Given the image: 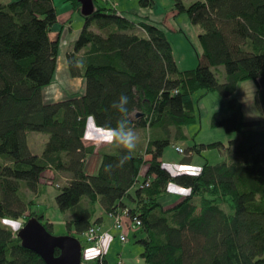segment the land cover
Listing matches in <instances>:
<instances>
[{
	"label": "trees",
	"instance_id": "trees-1",
	"mask_svg": "<svg viewBox=\"0 0 264 264\" xmlns=\"http://www.w3.org/2000/svg\"><path fill=\"white\" fill-rule=\"evenodd\" d=\"M67 2L82 26L65 65L71 78L83 79L84 92L59 101L44 94L57 74L53 1L0 2V221L10 217L23 226L35 218L51 233L54 224L33 209L49 181L55 182L46 176L49 170L68 177L54 186V201L68 212L66 229L79 242L100 222L92 218L98 203L107 215L129 207L128 218L140 220L143 236L136 242L145 264H264V128L260 120L246 121L242 103L232 97L239 83L254 81L264 117V0H172L175 11L201 30V54L191 70L178 68L165 33L147 17H120L99 0L83 16L76 0ZM137 2L140 8L154 4ZM218 67L224 69L222 82L212 71ZM199 90L229 99L230 115L213 117L211 126L235 134L226 149L230 156L213 165L204 160L198 175H173L159 159L167 146L186 138L184 127L195 120L192 94ZM121 95L129 100L130 126L148 133L144 151L150 158L136 148L120 166L121 149H98L97 170L88 174L86 157L96 147L82 141L85 122L94 115L96 124L115 127L120 114L112 104ZM28 132L47 135L41 152L30 150ZM207 148L221 153L224 146L194 144L186 153ZM138 175L150 183L129 195ZM169 183L191 192L164 210L159 198ZM0 264L45 263L0 222Z\"/></svg>",
	"mask_w": 264,
	"mask_h": 264
},
{
	"label": "rangeland",
	"instance_id": "rangeland-1",
	"mask_svg": "<svg viewBox=\"0 0 264 264\" xmlns=\"http://www.w3.org/2000/svg\"><path fill=\"white\" fill-rule=\"evenodd\" d=\"M10 0H0V2H5ZM54 4V8L56 6V10L59 16H64L66 14V10L68 9V2L67 0H52ZM193 0H184V4L188 5ZM107 7H109L115 15L119 14L120 17H127L130 18L132 21H137L139 19L144 20L146 17L158 26L163 32L172 48L174 59L176 60L177 66L180 70H191L197 66L198 57L201 54V48L199 46L197 36L200 34L201 30L198 26H193L190 24L187 16L185 13H177L173 8L172 0H154V4L151 8H140L138 6L137 0H105L103 2ZM72 9V8H71ZM56 12V11H55ZM79 17V16H78ZM57 19V14H56ZM79 20L78 24L76 22L73 24L74 30L78 28L79 24L82 23L81 18H77ZM68 23H57L52 27L51 36L53 38H58L60 47L58 51L57 57V70L56 72L62 73L61 63L65 62V55L72 49V45L68 46L66 50V30L64 28L65 25ZM63 25V26H62ZM63 27V31H62ZM137 31H140L139 29ZM71 31H69L70 33ZM73 39L76 38L77 35L74 33ZM72 37V36H71ZM73 44V43H72ZM212 71L215 72L216 78L218 82H222L224 80V69L223 67H218L217 69H213ZM57 76H60L57 74ZM66 86L58 84H53L48 87V91L50 93V98L57 99L58 96L63 92ZM46 89V88H45ZM47 91V90H46ZM47 91V93H48ZM78 95V94H76ZM255 96H256V84L252 80H247L241 82L237 86V90L232 96L236 98L242 103V111L243 116L246 121H254L260 120L261 121V128H264V117L263 113L258 109L255 104ZM193 100V112L195 115V120L193 123L186 125L184 127V132L186 138L184 140H176L175 144H178L184 150L185 154H179L173 150L172 143L171 145L167 146L164 149V157L165 160H175L177 162L182 160V157L186 155V151L191 148L194 144H210L220 142L224 146L222 152L220 153L218 149L215 148H207L202 150L199 154L192 155L193 164L191 166L197 167L199 164H202L204 160H207L209 164H217L222 160L229 159V149L230 148V141L235 138V134L233 132L228 133L225 132L220 127H212L211 121L212 118L215 117L217 120L223 119L230 115L231 110L228 106V98L222 97L218 92H207L205 93L202 90L196 91L192 94ZM143 129H135L134 131L137 135V141L140 144L143 143V147L138 148L139 152L143 154V159L148 160L150 157L146 156L144 151L146 147V142L148 138V133H142ZM137 131V132H136ZM27 144L32 152H41L45 141L47 140V135L40 133V132H28L27 134ZM89 143V142H88ZM90 144V143H89ZM99 146V145H98ZM99 156V155H98ZM96 158H93L89 163L87 170H91L92 167L95 166V163L98 159L97 155ZM171 163V161H166ZM177 164V163H173ZM48 174V175H47ZM46 176H52L55 179V182L45 180L48 183V187H46V191L42 196H40L34 203L33 209L37 212L43 213L46 218H48L54 225L51 230V235L53 236H64L69 235L66 229V221L69 217L68 212L62 213L58 210L55 201L54 195L59 191L55 189V185L62 186L67 182V175L61 174L58 172L52 173L51 171L46 172ZM43 179H41V182ZM173 184V183H172ZM175 185V184H174ZM55 186V187H54ZM175 200H172V203ZM98 208H100L99 204L96 203L93 210L92 218L99 219L96 217ZM101 209V208H100ZM104 213V212H103ZM120 212L118 211L117 214ZM107 215L106 213H104ZM110 214L109 217L113 219V224L111 229L117 231L116 237L117 239L111 243L109 249V243L111 238L108 239L105 236L101 246L102 249L104 248L105 253L104 257L108 258V261L111 264L114 263H121L124 264H145V262L140 258L141 253V246L136 242L137 239L142 238L140 233H133L131 229H128L129 224L123 225L121 227L115 226V220ZM100 220V219H99ZM21 222V220H19ZM122 223L124 222V218H122ZM98 228V235H104V231L100 225H96ZM137 231V230H136ZM121 235L125 236L124 241L121 240ZM80 242L82 244V255L83 260H81V264H96L99 258L96 256L95 259H91L89 256L93 257V254L96 252L93 244L88 243L85 239V234L80 238ZM109 242V243H107ZM109 249V250H108ZM103 257V258H104ZM95 262V263H94Z\"/></svg>",
	"mask_w": 264,
	"mask_h": 264
},
{
	"label": "crops",
	"instance_id": "crops-1",
	"mask_svg": "<svg viewBox=\"0 0 264 264\" xmlns=\"http://www.w3.org/2000/svg\"><path fill=\"white\" fill-rule=\"evenodd\" d=\"M54 5V4H53ZM55 11H56V14H57V20H58V23H68L67 25L64 26V28H67L66 30V39H67V44L65 46V49L63 50V54H64V51L66 50V48L68 46H71L72 43L77 39L78 37V34H79V31L81 29V26H82V23L79 24L78 28H75L76 30H74L73 28V24L76 22V20H79L77 18L78 15L76 12H74L72 9H71V6L70 4H68V9L66 10V14H64V16H59L57 10H56V6H55ZM82 21V19H81ZM78 24V21L76 22V25ZM63 26V25H62ZM55 27V26H54ZM53 27V28H54ZM57 27V26H56ZM55 27V28H56ZM52 28V30H53ZM62 31H63V27H62ZM69 31H71L69 33ZM75 32V35L76 38L73 39L74 37V34H71V33H74ZM72 36V37H71ZM50 38L54 39L52 36H51V33H50ZM57 38V37H56ZM59 47H60V43H59ZM68 49V48H67ZM174 57V56H173ZM176 61V60H175ZM61 66H62V73L60 72H56L57 74H59L60 76H57L56 74V77H55V80L53 82V84H58L60 85V87H62V85H65L66 86V90H63V92L58 96L57 99H51L50 98V93L48 91V87L46 89H44V94H45V97L47 100H52V101H59V100H62V99H65L69 96H72V95H80L84 92V82H83V79L81 77H75V78H71L68 74V71L66 69V65H65V62H62L61 63ZM57 70V69H56ZM52 84V86H53ZM48 93H47V91ZM134 129V128H133ZM139 130V129H138ZM137 132V131H136ZM142 133L143 130L141 131ZM185 133V132H184ZM138 138V137H137ZM83 143L85 145H94L96 147L95 149V152L92 154V155H89L86 157V172L88 174H94L97 170V167H98V164H99V156L96 152V150H101V151H105V152H113L115 149H117V147H115L114 145H96V144H92V143H88L87 141H85L84 139L82 140ZM139 142L141 141H137V147L136 148H141L143 147V143L140 144ZM207 144V143H206ZM175 146H178L180 147L178 144H175V145H172L173 147V150H174V147ZM182 148V147H180ZM164 151V150H163ZM175 151V150H174ZM176 152V151H175ZM95 155H97L98 159L95 163V166L92 167V169L89 171L87 170V167L89 165V163L91 162V160L93 158H96ZM192 155L191 152H189L188 154L184 155L182 157V160L177 162L175 160H165V157H164V152H162V155L160 157V161L161 163L166 167L168 168L172 173H178V172H192V169L193 167L191 166V164H193V159H192ZM145 159V158H144ZM166 161H171V163L169 162H166ZM173 163H177V164H173ZM197 167H201V164H199ZM89 169V167H88ZM172 184V183H169L167 186H166V191L164 192V194L161 195V197L159 198L160 200V203L162 204L163 206V209H167V208H170L172 207L173 205H175L176 203H178L180 200H182L185 196H181V195H178V194H174V193H170L169 192V185ZM174 185V184H172ZM134 192H135V189L134 188H130L128 190V194L129 195H133L134 196ZM172 200H175V202L172 203ZM123 202H126L125 201V198L122 200ZM110 215H105L103 213V211L98 208V211H97V215L96 217L99 218L100 222L98 225L101 226V228L103 229L102 231H104V233L107 234V241L108 239L111 238V241L109 243V249H110V245L112 242H114L115 239H117L116 237V234H117V231H115L114 229H111L112 227V224H113V219L111 217H109ZM124 223L127 224L128 223V220L127 218H124ZM133 233H138V230L137 231H134ZM143 236V234H141ZM108 249V250H109ZM107 258V257H106ZM107 261H108V258H107ZM117 263V262H116ZM114 263V264H116ZM108 264H111L109 261H108ZM122 264H124L122 262Z\"/></svg>",
	"mask_w": 264,
	"mask_h": 264
},
{
	"label": "clouds",
	"instance_id": "clouds-1",
	"mask_svg": "<svg viewBox=\"0 0 264 264\" xmlns=\"http://www.w3.org/2000/svg\"><path fill=\"white\" fill-rule=\"evenodd\" d=\"M128 97L121 95L118 101L112 104V108L119 114V119L116 122V126L110 125H98L95 122L94 115H89L85 122V129L83 139L89 143L96 145H114L118 149L122 150V155L119 160L120 166H123L128 160L131 159L132 153L137 147V135L134 129L130 126L129 121V109H128ZM111 165L105 166V170H109ZM201 169L193 166L191 174L193 176L198 175ZM169 192L186 196L191 192V188H184L179 185H169ZM2 222L5 226L10 227L13 231H18L22 224L19 220H14L10 217H6Z\"/></svg>",
	"mask_w": 264,
	"mask_h": 264
},
{
	"label": "water",
	"instance_id": "water-1",
	"mask_svg": "<svg viewBox=\"0 0 264 264\" xmlns=\"http://www.w3.org/2000/svg\"><path fill=\"white\" fill-rule=\"evenodd\" d=\"M76 1L80 4L81 15L87 16L92 13L93 0ZM17 237L22 247L33 251L45 264H81L80 242L70 235H51L35 218H30L25 222L17 231ZM55 250L58 251L57 255H55Z\"/></svg>",
	"mask_w": 264,
	"mask_h": 264
},
{
	"label": "built area",
	"instance_id": "built-area-1",
	"mask_svg": "<svg viewBox=\"0 0 264 264\" xmlns=\"http://www.w3.org/2000/svg\"><path fill=\"white\" fill-rule=\"evenodd\" d=\"M101 2H104L105 0H99ZM119 15V14H117ZM137 29H139L140 31L142 30V28L138 25H136ZM174 150L177 152V153H180L182 154L183 153V150L182 148L178 147V146H175L174 147ZM186 173H191V172H186ZM154 177V175L151 176V179ZM150 183V179H146L144 182L140 181L139 180V175L135 178L131 188H139V189H142V188H146ZM128 206H132L131 204L128 205ZM120 213L119 214H112L111 216L114 218L115 220V226L117 227H121L122 224L123 225H127L128 226V229L130 230H135L137 228H139L140 226V220H138L137 218L133 217V218H128V212H129V207H125L123 208L121 211H119ZM122 218H127L128 220V223L125 224L124 222L122 223ZM107 237L106 233L104 235H98V228L96 226H93V227H90L89 230L85 233V239L88 243H91L93 244L94 248L96 249V252L93 254V257L89 256L91 259L94 258V257H98L99 260L96 262V264H104L103 261H102V257L105 253V250L104 248L102 249V246H101V243L104 239V237ZM121 240L124 241L123 239H125V236L124 235H121Z\"/></svg>",
	"mask_w": 264,
	"mask_h": 264
},
{
	"label": "bare ground",
	"instance_id": "bare-ground-1",
	"mask_svg": "<svg viewBox=\"0 0 264 264\" xmlns=\"http://www.w3.org/2000/svg\"><path fill=\"white\" fill-rule=\"evenodd\" d=\"M95 263V262H94Z\"/></svg>",
	"mask_w": 264,
	"mask_h": 264
}]
</instances>
